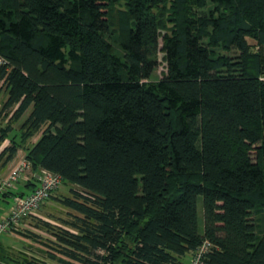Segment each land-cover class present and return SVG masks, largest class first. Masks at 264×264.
Here are the masks:
<instances>
[{
    "label": "trees",
    "instance_id": "16d2710c",
    "mask_svg": "<svg viewBox=\"0 0 264 264\" xmlns=\"http://www.w3.org/2000/svg\"><path fill=\"white\" fill-rule=\"evenodd\" d=\"M111 1L0 0V156L23 150L33 178L60 176L69 195L58 187L47 200L76 213L72 230L41 222L61 257L49 258L186 264L208 241L205 264H264L251 218L264 207V0H172L162 47L157 8L168 0H127L120 56L106 39ZM210 36L244 61L215 57ZM161 49L167 71L152 82Z\"/></svg>",
    "mask_w": 264,
    "mask_h": 264
},
{
    "label": "rangeland",
    "instance_id": "374dc122",
    "mask_svg": "<svg viewBox=\"0 0 264 264\" xmlns=\"http://www.w3.org/2000/svg\"><path fill=\"white\" fill-rule=\"evenodd\" d=\"M172 3H173L172 0H168L164 2L163 4H160L159 7L157 8L159 15H160V20H161L160 41H159L160 47H162L163 45L164 34L170 32L173 26V20L175 18V15H177V12L175 11V6ZM126 4H127V0H112L110 8H109L110 32L106 36V39L112 44L113 52L119 56L121 55L120 45L126 38L125 32L121 31L120 29V25L121 23H123L122 22L123 14H125V17L127 18V20L129 21L132 20V18L129 17V14H128L129 10ZM210 8H212V5H209L208 7H204V8H199V9L195 8L193 9V12H196L197 15L199 14L202 15L205 12H208ZM246 41H247V44L250 45L251 51L256 52L257 42L255 41V39H253L252 37H247ZM205 42L208 43L210 46L213 44L212 51L215 57L227 58L233 64H239L237 62L244 61V55L235 46H232L231 48H225L222 45L223 43H219V42L214 43L212 36L206 37ZM164 56H165L164 51H162V49L159 50L157 54L158 66L153 72L149 81H152V82L158 81L166 73L167 65H166ZM249 60L250 59H248L247 62H249ZM5 98H6V92L3 90L0 92V110L2 109V105L5 101ZM28 112L29 111H27L25 115L21 118V120L17 124L14 125L15 128H18V126L22 123V121L28 115ZM5 116L9 117L8 114H6ZM5 116H3L2 113H0V117L7 119L8 117H5ZM4 121H5L4 119L3 121L0 120V125L3 124ZM263 127H264V124H263ZM45 128H46V125H44L41 128V130L27 143V145H30L33 142H35L41 136L42 130ZM59 128L60 127L57 124L52 128L51 131L56 132L57 130H59ZM19 154L21 156H25V152L23 150ZM67 190H68L67 186H64L61 184L59 188L57 189L55 195H58V194L59 195L60 194L69 195ZM8 202L10 201L7 200V202H5L0 199V219L7 210ZM263 208L264 207L258 205L255 211L252 213V217H251L257 226V230L259 231L262 229L264 230V226H263L264 209ZM38 211L41 212L43 219L39 221H37L38 219L36 220V219H33L32 217L25 219L24 221H22V226H20L18 230L16 231V232H19L18 233L19 235L15 233L14 234H11V233L0 234V243L3 245V248L5 249L4 250L5 252H2V251L0 252V264H18L17 261L21 260L23 256H27L28 258H30V256H35L41 260H44L48 264H60L56 260L49 258V254H52L56 258H61V257L59 253L55 251V249H52L56 245L52 244V242L48 240V238L52 239V236L50 235V232L45 230L41 222L47 221V222H50L52 225L59 226L61 228L70 229L69 226L65 224V222L73 220V216L76 215V213L70 209L63 207L57 201H54V200L45 201L41 205ZM198 213H199L200 223L202 224V211H201L200 201L198 203ZM27 225H28V228L26 229L24 226H27ZM3 258L6 261L5 260L2 261ZM189 258H190V254L187 256V259L185 260L186 264L188 263Z\"/></svg>",
    "mask_w": 264,
    "mask_h": 264
},
{
    "label": "built area",
    "instance_id": "2783aa9c",
    "mask_svg": "<svg viewBox=\"0 0 264 264\" xmlns=\"http://www.w3.org/2000/svg\"><path fill=\"white\" fill-rule=\"evenodd\" d=\"M5 64V60L0 56V65ZM30 169L25 156L20 157L19 164L6 177H0V196L12 188L22 175ZM38 186L30 193L22 196L11 197L8 215L0 221V234L11 233L22 226V221L29 218L39 210L41 205L49 198L61 184V178L53 172L41 169L38 176ZM211 248L208 241L203 243L193 252L187 264H205V255Z\"/></svg>",
    "mask_w": 264,
    "mask_h": 264
},
{
    "label": "crops",
    "instance_id": "0c3cea01",
    "mask_svg": "<svg viewBox=\"0 0 264 264\" xmlns=\"http://www.w3.org/2000/svg\"><path fill=\"white\" fill-rule=\"evenodd\" d=\"M8 145V141H4L3 143L0 144V154L2 152V150ZM22 150H18L17 154L15 155V157L9 161L8 163L4 164V157L0 158V177H6L9 175V173L19 164L20 162V157H22L19 153ZM34 174L32 173V170L29 169L27 172H25L22 177L18 180V182L8 190V194L6 195V197L0 196V199L2 201L7 202L10 201V197L12 194H28L30 193L32 190H34L37 185H38V180L37 177L33 178ZM10 202H8V207L6 212L4 213V215L1 217L0 221L5 218L8 213H9V206ZM41 211V210H40ZM40 211H37L36 213L33 214L32 217H38V218H42V214ZM26 229L28 228L27 226H24Z\"/></svg>",
    "mask_w": 264,
    "mask_h": 264
}]
</instances>
